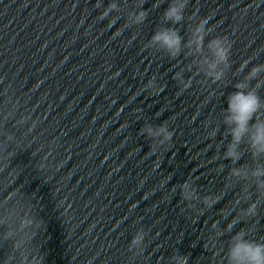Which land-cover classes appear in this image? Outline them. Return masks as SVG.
<instances>
[{
    "label": "water",
    "instance_id": "obj_1",
    "mask_svg": "<svg viewBox=\"0 0 264 264\" xmlns=\"http://www.w3.org/2000/svg\"><path fill=\"white\" fill-rule=\"evenodd\" d=\"M129 6L132 0H128ZM154 0H148L151 9ZM170 0L150 10L139 26L125 27V16L115 22L105 106L101 166L88 264H167L177 250L189 256V264H221L232 234L241 228L252 229L250 238L264 237V204L256 218L238 220L231 231L210 245L213 222L226 229L239 208L233 206L240 184L225 188L230 161L218 159L230 137L220 115L226 96L250 68L264 63V0H189L185 17L197 14L209 18L212 36L227 35L233 41L231 68L223 84L205 82L194 62L183 56L171 60L161 52L145 49L160 16ZM171 26V25H169ZM188 21L176 25L187 39ZM206 38V42L207 39ZM250 64L240 75L236 69L243 60ZM180 68L192 85L179 96L180 85L173 79ZM153 75L164 91L150 96L140 89ZM264 97V89L260 90ZM167 121L173 131V144L153 154L151 141L140 135L145 123L154 126ZM218 127L214 137L208 136ZM251 163L247 152L239 164ZM225 167L220 172V166ZM169 177L171 179L164 183ZM191 179L201 196L219 194L222 199L202 215L183 202L180 190L172 187ZM203 207V205H199ZM231 209L229 215L221 212ZM138 229L148 233L143 254L134 256L128 244ZM216 249H222L215 254Z\"/></svg>",
    "mask_w": 264,
    "mask_h": 264
},
{
    "label": "clouds",
    "instance_id": "obj_2",
    "mask_svg": "<svg viewBox=\"0 0 264 264\" xmlns=\"http://www.w3.org/2000/svg\"><path fill=\"white\" fill-rule=\"evenodd\" d=\"M148 0H132L131 7L128 0H109L107 5L103 0H96L95 8L99 10V20H108L111 23L118 21L123 14L125 27L142 25L148 18L150 10L159 8L163 0H154L151 9L144 6ZM189 0H170L160 16V23L155 28L150 39L145 44L146 50L161 52L171 60H177L181 56L193 61V67L198 69V75H202L205 82L223 84L228 71L231 68V51L233 41L227 35L210 37L213 28L209 26L207 16L200 17L193 13L185 17V10ZM187 19V39L181 36L176 25H181ZM171 25V26H169ZM206 38L207 42H206ZM251 59H245L236 69L235 75H240L250 64ZM187 69L180 68L174 73L173 79L180 85L179 96L192 85V77L185 79L184 72ZM164 85L158 83L153 75L140 89V93L150 96H158L164 91ZM234 91L226 96V108L221 110L222 123L225 126L223 133L225 138L230 137L223 154L218 153V159L230 161L232 167L226 176L225 188L240 184V191L236 194L233 206L246 203V208H239L237 217L228 224L226 229H221L217 222H213L211 229L210 245L216 248L218 239L227 231H231L233 224L238 220L256 218L259 207L264 204V97L260 90L264 89V63L253 65L243 78L233 85ZM218 127L212 128L208 136L214 137ZM140 135H145L150 141V151L153 154L161 149H166L173 144V131L168 122L154 126L145 123L139 130ZM250 154L251 163L239 164L245 153ZM224 165L221 164L220 172ZM171 177L165 180L167 183ZM180 190L181 200L187 202V207L199 210L202 215L206 209H211L223 197V190L219 194L201 196L197 186L191 179H186L179 185L172 187V192ZM199 205H203L200 207ZM231 209H227L222 215H229ZM40 222L34 218L22 220V238L12 241V251L5 257L4 264H43V256L30 250L32 233L26 230L39 228ZM252 229L236 231L227 242V249L221 257V264H264V237L260 239L250 238ZM148 233L138 229L128 244V251L138 256L145 251V241ZM10 238V237H6ZM222 249H216L218 254ZM167 264H189V256L174 250Z\"/></svg>",
    "mask_w": 264,
    "mask_h": 264
}]
</instances>
